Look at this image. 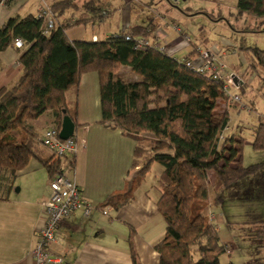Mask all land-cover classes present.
Returning a JSON list of instances; mask_svg holds the SVG:
<instances>
[{"label":"trees","instance_id":"trees-1","mask_svg":"<svg viewBox=\"0 0 264 264\" xmlns=\"http://www.w3.org/2000/svg\"><path fill=\"white\" fill-rule=\"evenodd\" d=\"M107 3L57 0L46 6L45 14L12 17L0 26V53L15 47L21 51L22 67L18 81L0 90V201L8 200L32 159L47 170L50 182L75 169L78 152L58 156L42 144L47 129L38 132L34 122L51 116L53 127L60 131L63 110L68 114L67 92L78 88L84 74L97 73L100 125L135 142L132 169L136 170L131 186L110 194L99 206L119 210L132 203L158 163L163 170L156 207L165 221L164 235L155 245L160 264H222L228 249L206 211L211 202L208 171L215 173L212 190L217 201L224 189L259 172L257 189L264 186V162L245 166L243 140L224 136L228 107L237 108L238 102L223 80L189 66L204 50L194 49L182 58L171 56L156 43L150 26H134L104 38L69 36L74 28L106 23L112 16ZM236 10L229 14L251 15L264 23V0H238ZM16 40L22 41L21 48L15 46ZM255 53L264 67V51ZM122 66L140 80L124 79L119 73ZM248 74L247 70L241 73ZM70 117L77 132L81 128L77 116ZM253 147L264 150V122L255 127ZM244 195L250 198L253 193ZM253 230L252 238L258 241L254 248L264 254V221L254 223ZM135 234L130 226L133 264H141Z\"/></svg>","mask_w":264,"mask_h":264},{"label":"crops","instance_id":"crops-1","mask_svg":"<svg viewBox=\"0 0 264 264\" xmlns=\"http://www.w3.org/2000/svg\"><path fill=\"white\" fill-rule=\"evenodd\" d=\"M113 1L115 0H107L106 6V10L112 14L110 19L113 20L124 9L120 7L122 3H136L140 6L146 4L145 9H149L147 11H129L126 16L127 23L118 33L138 25L150 26L148 30L153 31L156 43L171 56L182 58L194 49L217 50L219 54L231 52L230 49L225 50L215 45L200 47L194 36L189 33V29L174 21L175 14L166 15L159 12L150 2L142 4L141 0H117L120 3L115 8L109 6ZM52 2L54 1H50L48 5ZM22 6L20 0H9L0 9V26L12 17L26 16L27 13H21ZM174 24L179 25L182 32L178 33ZM76 30L74 28L68 31L72 39L86 38V34L82 37L80 33H75ZM78 30L86 33L87 29L86 26H80ZM185 36L190 37L193 43L185 46ZM20 53L15 47L0 53V90L12 86L20 78ZM67 104V115L70 117L76 114L80 129L85 130L87 134L86 150L83 153L79 150L77 165L67 177L81 186L84 197L92 207L89 216H85L84 210L78 208L60 223L57 241L52 245L53 251L63 257V264H133L128 242L131 226L136 229L133 242L140 263L160 264L155 245L163 237L159 228L165 225V221L164 218H159L158 215L161 214L156 207L160 194L158 189L156 198L150 199V191L147 188H138L136 199L119 210L112 206H99L110 194L131 186L134 177L129 178V174L132 170L135 142L118 130L100 125L98 74H84L78 88L67 92ZM34 126L40 133L53 127L51 116L39 118L34 122ZM22 175L20 188H17V179L8 200L0 201V264H36L31 251L37 243L40 229L47 220L44 208V203L50 195L47 170L37 162L36 166L27 169ZM214 223L220 236L224 238L225 220L222 214L216 217Z\"/></svg>","mask_w":264,"mask_h":264},{"label":"rangeland","instance_id":"rangeland-1","mask_svg":"<svg viewBox=\"0 0 264 264\" xmlns=\"http://www.w3.org/2000/svg\"><path fill=\"white\" fill-rule=\"evenodd\" d=\"M20 1L23 5L21 13L38 14L39 8L46 7L50 1L57 0ZM78 1L83 3L87 0ZM237 1L141 0V3L150 2L153 8L159 12H164L166 15L175 14L174 21L187 27L200 47L215 45L225 50L230 49V53L219 54L220 52L217 50L210 52L215 55L214 67L219 69L224 67L222 78L220 76L218 80L225 82L224 87L228 90L229 95L238 102L237 108L228 107L229 126L224 131V136H234L236 139L243 140V164L248 166L264 162V150L256 151L253 147L255 127L264 122V67L259 66V59L255 53L257 50L264 51V23H261V19L247 14L241 18L230 15L229 13H236ZM119 3L115 0L109 6L116 8ZM120 7H124V9L114 17V20L111 18L106 24L97 27L87 24L86 33L79 31L78 28L75 33H80L82 37L86 34L84 36L86 39H91L94 35L104 38L107 35L118 33L127 23L126 16L129 11L145 9L146 4L140 6L136 3H122ZM147 10L149 9L144 11ZM196 11L199 13L196 14ZM152 13L154 14L153 10ZM219 14L221 17L218 16ZM194 63L201 65V57L194 60ZM245 70L249 74L242 76L241 73ZM119 73L128 81L132 77L140 80V77L127 66H122ZM36 165L37 162L32 159L28 169ZM162 170L161 165L154 164L143 184L142 188H147L150 191L148 196L150 199L156 198L158 179ZM214 174V171H208L211 202L207 205L206 211L209 213L210 220L211 213L217 216L222 214L225 220L224 238L221 236L220 238L226 242L228 253L221 258V263L264 264V254L256 251L257 248L254 247L257 246L258 241L252 238L254 223L264 221V186L257 189L260 187L258 182L260 172L251 179L224 189L219 201L216 200L215 192L212 190ZM129 175V178L135 177L136 170L132 169ZM22 177L23 175L17 180L19 184L17 188H20ZM249 192L253 193L250 198L244 195ZM150 202L154 204L152 200ZM158 216L160 219L163 218L161 215ZM159 229L162 230L163 236L165 225L163 224Z\"/></svg>","mask_w":264,"mask_h":264},{"label":"built area","instance_id":"built-area-1","mask_svg":"<svg viewBox=\"0 0 264 264\" xmlns=\"http://www.w3.org/2000/svg\"><path fill=\"white\" fill-rule=\"evenodd\" d=\"M9 0H0V9L6 5ZM46 7L41 8L40 12H44ZM45 14V12H44ZM49 28L52 27L51 20L49 21ZM174 29L179 33L182 32L180 26L174 25ZM184 45L190 43V38L185 36ZM15 46L17 48L22 47V41L16 40ZM165 51L164 48H162ZM202 64L196 65L194 62L189 66L191 69L197 71L200 74L210 73L213 79H219L224 72V67H214L213 63L215 55L209 50L201 52ZM59 132L56 128H48L42 138V144L55 152L58 156L63 154H69L73 152L83 153L86 150V131L79 129L73 134L72 137L67 140H62L59 137ZM50 195L47 201L44 203V208L47 213V220L45 225L40 229L38 233V239L35 247L31 251V255L35 259L36 264H63V257L52 249V245L57 241V231L60 223L68 216H70L78 208L84 210V215L89 216L90 204L84 197L81 186L71 181L65 176L57 175L53 181L49 184ZM211 220L214 219V215H210Z\"/></svg>","mask_w":264,"mask_h":264},{"label":"water","instance_id":"water-1","mask_svg":"<svg viewBox=\"0 0 264 264\" xmlns=\"http://www.w3.org/2000/svg\"><path fill=\"white\" fill-rule=\"evenodd\" d=\"M63 121L60 127L59 137L62 140H67L68 138L72 137L75 133V124L72 119L67 115L66 110H63ZM18 191V189H17Z\"/></svg>","mask_w":264,"mask_h":264},{"label":"clouds","instance_id":"clouds-1","mask_svg":"<svg viewBox=\"0 0 264 264\" xmlns=\"http://www.w3.org/2000/svg\"><path fill=\"white\" fill-rule=\"evenodd\" d=\"M234 78H235V77H234ZM235 81H236V79L234 80V82H235ZM211 214H213V213H211ZM211 214H210V215H211ZM213 215H214V219H213V220H210V219H209V220L212 221V222L216 221V217H217L215 214H213Z\"/></svg>","mask_w":264,"mask_h":264}]
</instances>
